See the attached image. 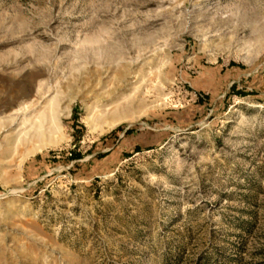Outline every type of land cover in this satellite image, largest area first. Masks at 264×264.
Wrapping results in <instances>:
<instances>
[{"label": "rangeland", "instance_id": "obj_1", "mask_svg": "<svg viewBox=\"0 0 264 264\" xmlns=\"http://www.w3.org/2000/svg\"><path fill=\"white\" fill-rule=\"evenodd\" d=\"M0 264H264V0H0Z\"/></svg>", "mask_w": 264, "mask_h": 264}, {"label": "bare ground", "instance_id": "obj_2", "mask_svg": "<svg viewBox=\"0 0 264 264\" xmlns=\"http://www.w3.org/2000/svg\"><path fill=\"white\" fill-rule=\"evenodd\" d=\"M112 92H109L106 96H111ZM104 97V96H103ZM130 99V97H129ZM130 101V100H128ZM89 106V105H88ZM98 106V105H97ZM125 104H122L119 106L118 103L109 102L107 104H102L101 107H93L92 109L91 106H89V109H91V112H95V121L100 122V123H108V126L112 125L113 123L117 122L119 119H121L122 113L121 110L124 108ZM55 119L54 113L52 111V108L50 106H45L38 114L36 117L35 121L31 122L29 124V127L18 133L19 135L21 134H28L30 129H34V132L32 135L28 136V141H34L37 140L42 141L45 137L46 134H48L49 130L53 127V121ZM94 121V120H93ZM47 125L45 127V131L41 129L42 126ZM49 135V134H48ZM43 142V141H42ZM36 146V145H34ZM34 149H37V147H33Z\"/></svg>", "mask_w": 264, "mask_h": 264}]
</instances>
